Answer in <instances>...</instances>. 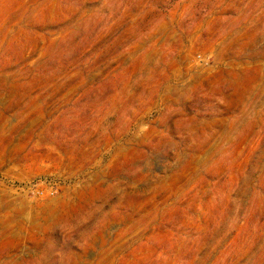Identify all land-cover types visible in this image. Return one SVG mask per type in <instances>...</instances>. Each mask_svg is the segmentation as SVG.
Wrapping results in <instances>:
<instances>
[{"label": "rangeland", "instance_id": "obj_1", "mask_svg": "<svg viewBox=\"0 0 264 264\" xmlns=\"http://www.w3.org/2000/svg\"><path fill=\"white\" fill-rule=\"evenodd\" d=\"M0 264H264V0H0Z\"/></svg>", "mask_w": 264, "mask_h": 264}]
</instances>
